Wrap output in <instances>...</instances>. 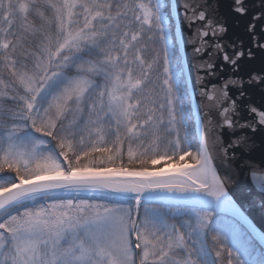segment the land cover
<instances>
[{
  "label": "snow or ice",
  "instance_id": "snow-or-ice-1",
  "mask_svg": "<svg viewBox=\"0 0 264 264\" xmlns=\"http://www.w3.org/2000/svg\"><path fill=\"white\" fill-rule=\"evenodd\" d=\"M172 8L195 78L165 0H0V264H264V0Z\"/></svg>",
  "mask_w": 264,
  "mask_h": 264
},
{
  "label": "water",
  "instance_id": "water-1",
  "mask_svg": "<svg viewBox=\"0 0 264 264\" xmlns=\"http://www.w3.org/2000/svg\"><path fill=\"white\" fill-rule=\"evenodd\" d=\"M171 1V12L172 15L175 17V25H176V32L181 34L183 36V48H184V54H185V69L186 71L189 70L190 68L193 71V76L195 78V69L199 66V63L201 62L196 54L193 52V41L198 39V23L193 24L191 27L188 26L187 22L184 19V11L183 9H175L172 8L173 5H183L187 3L190 7L192 6H198L204 3V0H170ZM210 93L212 92L211 89H209ZM219 90L217 89L215 91V96L219 98ZM194 103L199 104L200 112L201 114H206L208 112H211L213 116L216 115L215 113V108H216V101L215 100H209L205 99L202 97L199 93H197ZM209 117L207 115H204L203 123H204V128L207 133V140L209 144V148L211 150L212 155L215 157L217 156V148L214 147L213 141L215 139L216 133L214 131L209 130L210 126L208 124ZM217 165L220 170V173L223 175L224 172V165L220 160H217ZM245 183V178L241 176L239 178V184L236 185L233 189V195L237 200H246L248 199L245 196H242L241 194V187ZM229 186L232 187V182L229 181ZM252 217L257 224V226L261 229L264 230V220H262V214L259 211H253L252 212Z\"/></svg>",
  "mask_w": 264,
  "mask_h": 264
},
{
  "label": "trees",
  "instance_id": "trees-1",
  "mask_svg": "<svg viewBox=\"0 0 264 264\" xmlns=\"http://www.w3.org/2000/svg\"><path fill=\"white\" fill-rule=\"evenodd\" d=\"M167 5H169V1L167 0ZM169 8H170V5H169Z\"/></svg>",
  "mask_w": 264,
  "mask_h": 264
},
{
  "label": "rangeland",
  "instance_id": "rangeland-1",
  "mask_svg": "<svg viewBox=\"0 0 264 264\" xmlns=\"http://www.w3.org/2000/svg\"><path fill=\"white\" fill-rule=\"evenodd\" d=\"M165 3L167 4V0H165Z\"/></svg>",
  "mask_w": 264,
  "mask_h": 264
}]
</instances>
